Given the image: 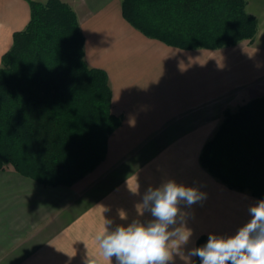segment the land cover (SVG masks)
Masks as SVG:
<instances>
[{
    "label": "crops",
    "instance_id": "obj_1",
    "mask_svg": "<svg viewBox=\"0 0 264 264\" xmlns=\"http://www.w3.org/2000/svg\"><path fill=\"white\" fill-rule=\"evenodd\" d=\"M61 1L77 16L86 63L107 74L112 112L122 122L103 161L71 186L0 170V264H83L86 256L109 264L95 240L105 218L113 227L130 222L140 199L132 189L169 178L197 181L209 193L203 207L194 206L195 246L209 232H234L259 199L216 180L199 156L227 112L264 97V0H247L259 24L254 40L215 50H183L144 36L123 18L121 0ZM29 18L28 0H0V64Z\"/></svg>",
    "mask_w": 264,
    "mask_h": 264
},
{
    "label": "trees",
    "instance_id": "obj_2",
    "mask_svg": "<svg viewBox=\"0 0 264 264\" xmlns=\"http://www.w3.org/2000/svg\"><path fill=\"white\" fill-rule=\"evenodd\" d=\"M247 4L121 0V11L135 30L167 46L215 50L254 40L259 24ZM28 5L27 25L1 57L0 170L9 166L43 185L71 186L103 161L122 116L112 112L107 74L85 61L73 9L60 0ZM199 163L228 188L264 198V97L225 114Z\"/></svg>",
    "mask_w": 264,
    "mask_h": 264
},
{
    "label": "clouds",
    "instance_id": "obj_3",
    "mask_svg": "<svg viewBox=\"0 0 264 264\" xmlns=\"http://www.w3.org/2000/svg\"><path fill=\"white\" fill-rule=\"evenodd\" d=\"M203 187L197 181L186 185L169 178L143 192L133 188L131 194L140 197L134 203L137 215L115 227L105 218L95 236L100 256L109 264L113 258L115 264H264V198L249 204V219L234 232H209L206 241L195 246L190 222L196 220L194 206L203 207L209 198ZM117 212L121 221L128 220L124 209ZM83 264L100 260L86 256Z\"/></svg>",
    "mask_w": 264,
    "mask_h": 264
},
{
    "label": "rangeland",
    "instance_id": "obj_4",
    "mask_svg": "<svg viewBox=\"0 0 264 264\" xmlns=\"http://www.w3.org/2000/svg\"><path fill=\"white\" fill-rule=\"evenodd\" d=\"M44 1H46V0H44ZM44 1H40V2H44ZM61 1V0H60ZM249 1V0H248ZM264 2V1H263ZM65 3V2H64ZM67 4V3H66ZM69 5V4H68ZM248 9H249V7H248ZM74 11V10H73ZM11 47V46H10ZM86 176V175H85ZM82 179V178H81Z\"/></svg>",
    "mask_w": 264,
    "mask_h": 264
}]
</instances>
